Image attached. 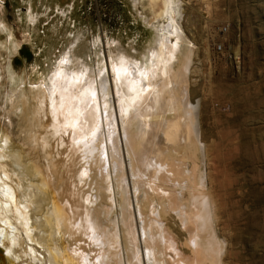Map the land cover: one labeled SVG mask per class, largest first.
Returning a JSON list of instances; mask_svg holds the SVG:
<instances>
[{"label":"rangeland","instance_id":"374dc122","mask_svg":"<svg viewBox=\"0 0 264 264\" xmlns=\"http://www.w3.org/2000/svg\"><path fill=\"white\" fill-rule=\"evenodd\" d=\"M173 4L182 41L173 65L180 81L177 79L170 88L182 105V116L179 114L182 132L174 141L165 142L172 158L160 162L165 160L178 186L170 187L175 200H167L165 218L161 216L159 198L149 212L158 215L153 221L162 217L174 252L181 253L187 264H216V261L217 264H264V0H174ZM160 6L158 2L155 12ZM153 10L149 0H0V137L11 138L8 152L25 165L37 164L46 177L49 168L59 164L55 178L60 177L61 180H56L65 186V180L74 177L82 159L78 163L72 160L69 147L62 146L57 139H51L49 158L41 145L36 149L33 146L36 137L45 134L41 125H48L50 119L46 110L37 107V89L43 82L48 85L60 68L66 75L80 73L83 68L100 83L98 73L103 66L110 67V57L125 51L134 55L133 46L145 50L157 37V26L168 25V18H164L159 25L148 26L146 22L154 19ZM101 41L106 45L107 55L101 56L97 68L95 56ZM66 57L71 62L62 65ZM114 92L115 89L111 93L112 104L119 110ZM26 97L30 106L25 105ZM0 153L4 154L1 143ZM130 161L127 157L126 173L131 180V203L134 208L136 205L135 219L138 218L140 228L139 198L132 179L141 184L146 180L133 178ZM3 164L25 181L39 184L29 174L31 167L23 173L14 157L3 158ZM63 164H67L66 169L62 168ZM166 168L163 167V174ZM71 172L74 174L67 178ZM62 175L66 178L64 182ZM68 180L66 185L71 182ZM14 185L23 198L25 191ZM143 187L141 199L145 200L146 194L153 193L154 186L149 183ZM41 192L54 203L52 192L42 188ZM92 192L96 195L95 189ZM198 198H202L200 202L207 200L204 204L209 203L208 209L197 202ZM118 202L109 217L113 221L120 219V238L126 251L120 194ZM141 202L147 205L146 201ZM199 215L208 217L206 234L199 231ZM35 218L37 227L23 226V230L30 236V245L38 247V239L30 232L39 235L44 227L38 215ZM194 238H201L198 243L199 247L202 245L201 252L195 250ZM174 252L169 251L173 258ZM145 263L149 264L146 258Z\"/></svg>","mask_w":264,"mask_h":264},{"label":"bare ground","instance_id":"6f19581e","mask_svg":"<svg viewBox=\"0 0 264 264\" xmlns=\"http://www.w3.org/2000/svg\"><path fill=\"white\" fill-rule=\"evenodd\" d=\"M158 2L161 6L158 12H155ZM173 3L174 0H149L155 15L151 22H146L148 26L159 25L164 18H168L169 22L164 27L157 26V37L145 50L133 46L134 55L130 51L121 54L129 61L130 72H133L131 65L137 66L131 76L116 78L112 73L107 76L109 81L107 77L100 76L103 83H98L97 79L89 77L88 74L76 80L72 73L66 75L62 72L51 78L48 85L43 82L37 89V107L46 110L50 119L48 125H41L45 134H39L33 146H36V149L41 145L45 156L49 158L52 154L48 150L51 139H57L62 146L66 144L69 147L72 160L76 159L78 163V159H82L75 174L65 173L67 178L74 174L72 181L69 178L71 182L67 183L68 185V179H63L64 175L62 179L63 182L66 179L65 186L61 185L60 177H56L58 181L55 178L54 171L59 164L49 168L47 178L37 164L25 165L20 158L8 152L7 149L11 148V138L0 137L1 146L4 148V154L0 153V264H126L125 253L128 255V264H146L145 258L149 264H176L173 260H178V264H187L183 261L184 256L181 253L174 252L175 247L173 248L164 231L162 219L167 215V200H175L170 187H175L176 184L178 186V183L175 184L177 180L172 170L166 168L165 160H162V163L165 162L162 164L160 159L172 158L165 142L174 141L182 132V105L173 97L174 89L170 88L174 87L179 77L178 73L174 72L173 65L182 41L179 26L174 18ZM138 37L141 35L136 36ZM173 38L177 41L174 42ZM65 60L66 65L70 64V57L63 61ZM110 62L112 65L113 61ZM104 68L105 66L100 72ZM76 74L79 75L77 72ZM114 89L119 101V110L112 104L114 96L111 93ZM28 101L26 97L25 105L30 106ZM184 119L182 121H185ZM11 157H14L16 165L23 173L31 167L29 174L32 180L39 184L33 185L30 180L25 181L20 177L15 170L7 168L5 164L1 165L3 158ZM127 157L131 159L133 178L146 180L147 185L152 183L154 186L153 197H150L153 193H145L143 200L141 189L144 188L143 184H146L132 179L134 183L132 182L131 186L139 198L137 212L141 218L140 228L137 225L138 218L135 219L136 205L134 208L131 203L133 197L130 190L131 180L129 181L126 173L129 168ZM64 165L61 166L66 169L67 164L65 167ZM163 167L167 170L165 174ZM64 172L65 170L62 174ZM168 181L172 185H168ZM13 183L25 191L23 198L19 196ZM41 188L53 193L54 203L48 195L41 192ZM93 188L96 195L92 192ZM118 194L122 199V226L127 241L126 251L120 238L121 221H113L109 217L119 204ZM156 198L160 199L159 206L162 208V217H159L158 222L152 219L154 216L158 217L157 213L149 212L150 208L154 207ZM141 200L146 201L147 205ZM204 201L200 203H203V208L208 209L209 203L204 204ZM52 204L54 209H50ZM34 214L38 215L44 227L39 235L30 232L38 239V247L30 245V236L23 230V226L37 227L38 221ZM206 217L197 216L201 223L199 231L204 234ZM200 239L194 238L196 251L202 249V245L199 247L198 244ZM209 245L211 249V242ZM169 251H173L176 257H171ZM218 262L216 261V264Z\"/></svg>","mask_w":264,"mask_h":264},{"label":"snow or ice","instance_id":"6c2138e0","mask_svg":"<svg viewBox=\"0 0 264 264\" xmlns=\"http://www.w3.org/2000/svg\"><path fill=\"white\" fill-rule=\"evenodd\" d=\"M103 55H107V51H106V45L104 44L103 41H101L100 44V49L97 51L96 56H95V60H96V67L99 68L100 67V58ZM110 60L113 61L111 67L106 66L104 68L103 71L99 72L98 75H100L101 77H107L108 75L114 73L116 78H120L123 77L125 75L127 76H131L133 74L134 71H136L137 66L135 65H131L133 72L129 71V61L125 59L124 56L119 55V54H115L114 56L109 58ZM67 61H61V64H66ZM63 72V68L58 69L57 71V75L62 74ZM87 72L85 69L81 68L79 75H77L75 72L72 73L73 78L76 80H79V78L81 76L86 75ZM101 83H103V80L101 81Z\"/></svg>","mask_w":264,"mask_h":264}]
</instances>
